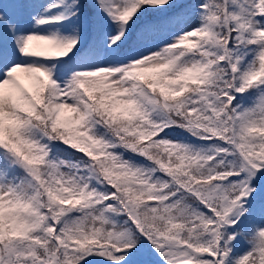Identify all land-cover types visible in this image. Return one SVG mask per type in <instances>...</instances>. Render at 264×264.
Returning a JSON list of instances; mask_svg holds the SVG:
<instances>
[{
	"label": "snow or ice",
	"instance_id": "snow-or-ice-1",
	"mask_svg": "<svg viewBox=\"0 0 264 264\" xmlns=\"http://www.w3.org/2000/svg\"><path fill=\"white\" fill-rule=\"evenodd\" d=\"M0 264H264V0H0Z\"/></svg>",
	"mask_w": 264,
	"mask_h": 264
}]
</instances>
